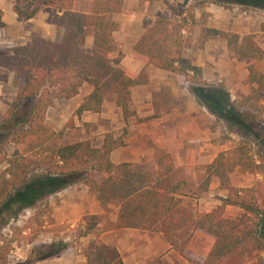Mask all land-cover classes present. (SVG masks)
Here are the masks:
<instances>
[{
  "label": "trees",
  "instance_id": "trees-1",
  "mask_svg": "<svg viewBox=\"0 0 264 264\" xmlns=\"http://www.w3.org/2000/svg\"><path fill=\"white\" fill-rule=\"evenodd\" d=\"M75 1L11 0L15 19L19 22L25 21L40 7L50 8L53 12L51 23L61 29V34L56 42L31 37L23 45L0 48V68L11 71L19 83L12 102L1 114V121L11 127L4 137L13 145V150L0 172V213L12 207L18 210L28 206L70 183L78 184L84 186L103 209L101 214L79 217L75 227L78 237L94 231L100 218L105 216L107 205L117 204L115 220L106 221L95 230L96 234L110 228L153 230L160 232L182 255L186 239L177 240L175 232L184 226L198 227L212 236L213 243L202 263L189 260L191 264H242L245 252L259 250L264 239L262 156L251 160L247 150L238 143L231 156L218 154L206 164L205 183L216 182L225 195L210 211L193 214L181 204L179 196L183 183L169 179L172 164L166 153H157L155 169L110 160V150L124 146L121 136L126 133L125 128L121 129L120 135L112 131L104 133L96 147L86 139L62 145L55 142L54 138L62 131L55 132L45 122V112L55 100H67L76 94L83 83L91 89L74 108L76 117L82 112L97 113L102 95L108 93L113 94L124 123L131 116L137 123L152 116L135 117L128 107L130 87L144 84L147 79L143 70L132 74L123 69L115 52L117 47L112 32L116 22L111 15L120 10L121 0H91L88 13L76 10ZM230 1L264 9V0ZM18 2L25 5L20 7ZM183 4L177 7H183ZM177 7L175 11L184 12L177 22L163 18L160 12L155 14L132 45L131 56L145 65L151 64L181 76L196 104L224 117L225 112L232 111H223L224 105H217L213 97L224 98L225 93L206 88L200 68L181 57L182 49L187 46L181 32L192 23V14L189 7L184 10ZM2 26L0 21V28ZM86 29L91 30L92 37L89 52L81 49ZM204 35L224 39L226 51L236 59H264V51L254 42L252 34L206 29ZM246 70L249 89L242 102L250 107L264 104V72L251 66ZM235 120L239 118L236 116ZM0 137L3 136L0 134ZM234 166L242 172L259 175L261 179L246 187L233 186L228 181V173ZM34 171L40 174L31 175ZM230 205L237 206L241 214L224 217L223 208ZM84 261L85 264H122L117 250L100 242L94 251L85 254ZM0 264H7L3 243L0 244Z\"/></svg>",
  "mask_w": 264,
  "mask_h": 264
},
{
  "label": "crops",
  "instance_id": "crops-1",
  "mask_svg": "<svg viewBox=\"0 0 264 264\" xmlns=\"http://www.w3.org/2000/svg\"><path fill=\"white\" fill-rule=\"evenodd\" d=\"M180 4H183V7L191 5L192 14V23L181 32L182 38L187 41V46L181 51V57L189 59L192 64L200 68L201 80L205 82L217 78L228 85H233L235 81H244L247 74L244 66L238 64L239 59L230 56V52L226 51L224 39L204 35L206 29L231 31L239 35L252 34L258 46L260 38L264 37V32L259 28L260 18L224 9L208 0H121L120 10L111 15L116 22V28L112 32L117 47L115 52L118 53L119 64L123 69L132 74L143 70L147 79L144 84L130 87L128 107L136 117L152 116L139 123L134 121V116L127 118L129 126L126 128V133L121 136L124 146L115 147L109 153L113 163L128 162L134 166L141 165L143 168L155 169L156 155L162 152L169 156L172 169L176 167L189 169L195 163V156L199 157L202 146L206 145L205 138L208 132L205 128L200 129L202 124L199 121V119L204 121L206 119L205 108L196 104L194 96L186 90L182 77L151 64L145 65L131 56L132 45L153 21L155 14L160 12L163 18L177 22L184 15V12L178 13L174 9ZM74 7L81 13H88L91 0H76ZM51 14H53L52 10L43 6L25 21L19 22L15 19L11 0H0V21L3 23L0 28V48L23 45L31 37L58 41L61 29L51 23ZM91 43V30L86 29L81 49L89 52ZM18 88L19 83L13 73L0 68V109L12 102ZM90 89V86L83 83L77 93L67 100H55L53 107L45 112V122L48 123L49 120L48 110L56 108L57 111L59 101L66 102L64 106H68V113H72ZM105 97H109L110 107L116 109L121 117L112 93L102 95L100 112L103 109ZM3 111L0 112L3 113ZM86 114L92 113L82 112L79 117ZM101 116H104L103 112L100 113ZM62 118H64L63 112ZM129 118L133 121H129ZM125 123L123 122L124 125ZM98 139L100 141L91 146H99L101 136ZM188 142L194 143V146L185 145ZM65 189L56 192L59 200L52 207L51 217L57 222H70L69 226H71L79 216L103 213V209L87 193L84 186L78 185L77 188ZM179 197L182 206L191 210L193 214L210 211L201 208V201L196 197H189L187 200V196L183 193ZM109 205H112L114 209L110 211L106 221H114L118 207L117 204ZM190 206L193 208L191 209ZM100 226L101 222L96 225V227ZM175 238L186 239L182 255L165 241L160 232L134 228H110L99 234L89 233L80 237L82 251H85L80 255H68L62 252L50 260H41L37 264H85V254L94 251L99 242L107 247H114L122 264H191L189 260L202 263L213 243L211 235L198 227L191 226L178 229L175 232Z\"/></svg>",
  "mask_w": 264,
  "mask_h": 264
},
{
  "label": "rangeland",
  "instance_id": "rangeland-1",
  "mask_svg": "<svg viewBox=\"0 0 264 264\" xmlns=\"http://www.w3.org/2000/svg\"><path fill=\"white\" fill-rule=\"evenodd\" d=\"M208 1L227 10L243 12L246 16L260 18L259 28L264 32V9L235 4L230 0ZM16 4L20 7L25 5V3L20 2ZM190 6L188 5L189 8ZM178 8L181 10L186 9V7ZM259 42V47L264 51V37L260 38ZM230 56L233 55L230 53ZM238 64L243 65L245 70L247 66H251L258 72H264V59L241 58L238 60ZM204 83H206L204 85L206 88L225 93L224 98H216V95L213 98L217 105H224L223 111L230 109L232 113L228 114L225 112L223 117L205 108L206 119L205 121L204 119H199V121L202 124L200 129L205 128L208 132L207 138H205L206 145H201L202 150L199 153L200 155H198L199 157L195 156L194 165H191L189 169L173 168L169 179L173 182L181 181L183 183L181 186L182 193L187 196L186 199L196 197L201 201V208L211 210L221 203L225 192L219 188L217 183H205L207 175L204 173V167L218 154L223 157L231 156L234 147L238 143L247 150V155L251 160H257L258 155L264 158V104L260 103L255 107H250L242 102L249 89L246 79L239 82L235 81L233 85H228L222 79L217 78H213L208 82L204 81ZM184 86L188 91V84L185 81ZM58 103L60 104L57 111L56 108L48 110L49 120L47 123L55 132L58 130L62 131L61 135L54 138L58 145L83 139L89 140L90 145H96L100 141L98 139L99 136H103L104 133L112 131L120 135L121 129L125 128L126 130L129 126L128 120L124 125L116 109L110 107L109 97H105L101 112L99 110L97 114H86L81 118L76 117L73 112L68 113V106H64L66 102L59 101ZM7 107L0 109V111H5ZM56 112H58V115H56ZM62 112L64 113V118H62ZM102 112L104 116L100 117ZM1 114L2 112H0V134L3 137H0V172L6 167V160L13 150V145L9 144L4 137L11 130V127L1 121ZM234 114L239 118L238 121L235 120L236 116ZM129 121L132 122L133 120L129 118ZM185 145L194 146V143L188 142ZM134 167L142 166L136 165ZM39 174L40 172L38 171L31 173V175ZM259 179H261L259 175L242 172L237 166H234L228 173V181L233 186L246 187ZM77 187L78 184L70 183L64 188L67 190L68 188ZM56 192L47 194L18 210L12 207L0 213V244L3 243L7 264H13L14 262L37 264L41 260H50L62 252L68 255H80L85 252L82 251L79 241L80 237L77 236L75 231L76 223L80 216L72 222L71 226H69L70 222L59 223L51 217L52 207L59 200ZM194 207L196 208V205ZM190 208L192 209L193 207L190 206ZM113 209V206L109 205L106 215L100 218L101 226L104 225L106 217ZM240 214L241 210L235 205L224 206L223 208L224 217L230 218ZM100 227H95L91 233L96 234L95 230ZM242 264H264V239L259 250L248 249L245 252Z\"/></svg>",
  "mask_w": 264,
  "mask_h": 264
}]
</instances>
